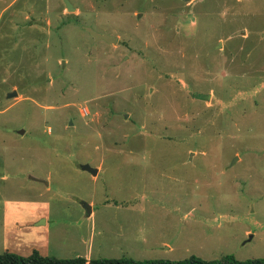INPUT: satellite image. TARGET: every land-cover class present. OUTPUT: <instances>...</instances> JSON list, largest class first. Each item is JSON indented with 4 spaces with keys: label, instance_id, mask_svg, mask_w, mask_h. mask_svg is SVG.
Here are the masks:
<instances>
[{
    "label": "rangeland",
    "instance_id": "1",
    "mask_svg": "<svg viewBox=\"0 0 264 264\" xmlns=\"http://www.w3.org/2000/svg\"><path fill=\"white\" fill-rule=\"evenodd\" d=\"M71 2L0 0V253L264 258V0Z\"/></svg>",
    "mask_w": 264,
    "mask_h": 264
},
{
    "label": "trees",
    "instance_id": "2",
    "mask_svg": "<svg viewBox=\"0 0 264 264\" xmlns=\"http://www.w3.org/2000/svg\"><path fill=\"white\" fill-rule=\"evenodd\" d=\"M0 264H264V258H253L248 260H239L234 255H224L218 259H204L192 255L185 259H146L139 260L132 257L119 258H90L77 256L72 258H60L49 254H43L35 249L29 255L6 250L0 253Z\"/></svg>",
    "mask_w": 264,
    "mask_h": 264
},
{
    "label": "water",
    "instance_id": "3",
    "mask_svg": "<svg viewBox=\"0 0 264 264\" xmlns=\"http://www.w3.org/2000/svg\"><path fill=\"white\" fill-rule=\"evenodd\" d=\"M68 11L72 12L76 10V7L73 5L71 0H64ZM86 29L95 37L96 40H105L108 43L116 44L119 41V37H113L108 34H100L97 31H95L93 28L86 27ZM15 95H18V92L16 90L9 92L8 97H13ZM25 130H19V133L24 134ZM82 168L88 172H90L93 175H97L99 172V168L93 167L90 164H83ZM88 211H90V207H88Z\"/></svg>",
    "mask_w": 264,
    "mask_h": 264
}]
</instances>
